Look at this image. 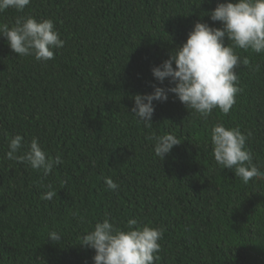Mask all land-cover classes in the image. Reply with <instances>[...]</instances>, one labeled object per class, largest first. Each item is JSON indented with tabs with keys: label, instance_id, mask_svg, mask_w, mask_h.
Here are the masks:
<instances>
[{
	"label": "trees",
	"instance_id": "1",
	"mask_svg": "<svg viewBox=\"0 0 264 264\" xmlns=\"http://www.w3.org/2000/svg\"><path fill=\"white\" fill-rule=\"evenodd\" d=\"M221 0H31L0 12L51 19L64 47L45 63L19 57L0 36V264H93L80 237L106 216L163 229L155 264H264V183L260 204L234 169L217 165L210 142L216 123L251 132L253 164L264 166V53L239 50L241 91L227 115H197L169 93L154 101L152 126L131 113L132 97L161 85L151 74ZM39 21V19H37ZM227 44V41H225ZM33 137L61 165L44 176L6 159L9 140ZM181 144L161 161L150 135ZM106 177L119 185L109 190ZM51 185V188L48 186ZM57 193L52 200L42 194ZM52 231L62 239H48Z\"/></svg>",
	"mask_w": 264,
	"mask_h": 264
},
{
	"label": "clouds",
	"instance_id": "2",
	"mask_svg": "<svg viewBox=\"0 0 264 264\" xmlns=\"http://www.w3.org/2000/svg\"><path fill=\"white\" fill-rule=\"evenodd\" d=\"M31 0H0V12L7 9L23 10ZM206 15L220 27L205 22H196L186 40L176 47L160 65L151 68L154 79L169 87L152 85L150 94H136L132 97L131 113L146 128L152 126L154 101L165 102L169 93L185 106L204 118L214 109L227 115L241 91L237 69L247 67L250 61L241 58L237 49L251 53H264V0H221ZM39 19V21L37 20ZM19 16L14 25L0 23V36L4 37L10 49L19 57H33L45 63L54 60L55 50L64 47L54 22L44 17ZM227 41V44L225 43ZM251 132L244 134L239 128L216 123L210 130V142L214 159L222 169H234V177L249 189L245 204L255 208L260 204L261 192L255 188L264 183V166L253 164L252 153L246 147ZM154 155L161 161L181 141L173 134L150 135ZM24 138L16 135L9 140L6 159L25 163L30 168L49 175L53 168L61 165L59 154L50 156L33 137L24 149ZM109 190L119 185L112 178L104 180ZM51 188V185L48 186ZM57 195L49 190L42 194L43 200H52ZM163 229L140 224L128 219L125 227H118L109 217L95 223L94 227L80 237L81 246L94 250L93 264H155L160 259L159 241ZM48 239L59 242L61 235L52 231Z\"/></svg>",
	"mask_w": 264,
	"mask_h": 264
}]
</instances>
